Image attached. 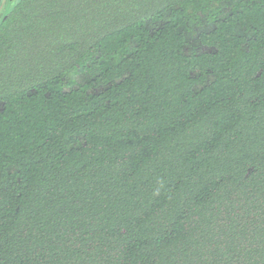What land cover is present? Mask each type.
Instances as JSON below:
<instances>
[{
	"label": "trees",
	"instance_id": "16d2710c",
	"mask_svg": "<svg viewBox=\"0 0 264 264\" xmlns=\"http://www.w3.org/2000/svg\"><path fill=\"white\" fill-rule=\"evenodd\" d=\"M0 264H264V0H3Z\"/></svg>",
	"mask_w": 264,
	"mask_h": 264
},
{
	"label": "rangeland",
	"instance_id": "374dc122",
	"mask_svg": "<svg viewBox=\"0 0 264 264\" xmlns=\"http://www.w3.org/2000/svg\"><path fill=\"white\" fill-rule=\"evenodd\" d=\"M229 3V1L227 2ZM226 9H229L226 8ZM159 23H156L154 26H157ZM209 24L207 22H203V24L201 25H197L195 26V28H193L192 31L187 33V45H186V51L187 52H192V51H196V50H202L203 47L199 46L198 42H197V32L200 31L202 28H205L206 26H208ZM89 76L88 73H82L79 72L77 74L74 75H70L67 79V89L71 88V87H76L78 84L83 83L87 77Z\"/></svg>",
	"mask_w": 264,
	"mask_h": 264
},
{
	"label": "water",
	"instance_id": "95a60500",
	"mask_svg": "<svg viewBox=\"0 0 264 264\" xmlns=\"http://www.w3.org/2000/svg\"><path fill=\"white\" fill-rule=\"evenodd\" d=\"M2 1H3V0H0V9H1V6H2Z\"/></svg>",
	"mask_w": 264,
	"mask_h": 264
}]
</instances>
